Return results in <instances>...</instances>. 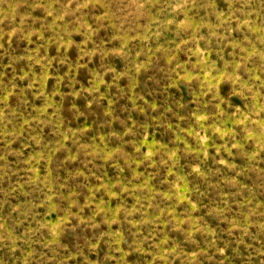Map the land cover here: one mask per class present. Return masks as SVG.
Wrapping results in <instances>:
<instances>
[{"label":"rangeland","instance_id":"374dc122","mask_svg":"<svg viewBox=\"0 0 264 264\" xmlns=\"http://www.w3.org/2000/svg\"><path fill=\"white\" fill-rule=\"evenodd\" d=\"M0 264H264V0H0Z\"/></svg>","mask_w":264,"mask_h":264}]
</instances>
